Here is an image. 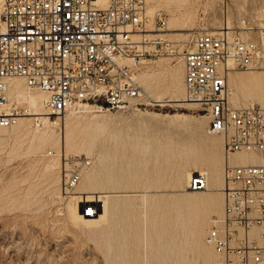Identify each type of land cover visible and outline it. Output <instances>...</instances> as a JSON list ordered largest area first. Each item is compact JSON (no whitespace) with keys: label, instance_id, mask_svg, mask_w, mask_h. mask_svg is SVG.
<instances>
[{"label":"rangeland","instance_id":"1","mask_svg":"<svg viewBox=\"0 0 264 264\" xmlns=\"http://www.w3.org/2000/svg\"><path fill=\"white\" fill-rule=\"evenodd\" d=\"M224 1L227 11L222 10ZM146 2L150 10L166 13L167 28H180L165 31L179 52L195 34L216 31L226 16L235 27L238 19L264 7V0ZM248 71L259 68L237 73ZM183 74L179 56L157 57L137 71L140 104L108 112L70 110L60 126L52 125L60 134L63 118L70 113L79 119L103 120L99 128L86 124L81 128L83 134L94 133L90 154L82 142L79 152L61 151L91 158L85 170L97 172L99 185L91 190L88 202L98 207V214L103 201H97L98 195L107 193L110 200L107 220L97 226H83L67 215L66 205L78 198L60 192V151L52 146L31 148L30 137L21 128L0 131V264H109L111 259L133 255L139 264L145 260L148 264H206L205 235L220 212L209 214L200 232L204 207L196 203L197 195L188 194L186 175L207 171L200 159L213 150L209 136L219 139L214 150L221 158V173L224 163L232 161L223 151L222 136L207 132L206 112L197 104L173 101L183 100ZM25 119L31 129L36 127L30 118ZM106 173L112 175L113 184ZM77 206L82 214L83 206ZM218 260L212 258L210 264Z\"/></svg>","mask_w":264,"mask_h":264},{"label":"built area","instance_id":"2","mask_svg":"<svg viewBox=\"0 0 264 264\" xmlns=\"http://www.w3.org/2000/svg\"><path fill=\"white\" fill-rule=\"evenodd\" d=\"M222 10H228L226 1ZM166 28V13L150 12L146 0H0V127L28 114L8 94L13 78L45 93L44 115L60 126L70 109L108 112L140 104L138 69L157 57L179 56L183 101L206 112L207 131L222 135L225 155L264 151V7L235 27L222 21L216 31L195 34L180 52ZM253 68L262 72L261 102L235 107L228 75ZM57 156L59 188L67 197L91 160ZM223 181V213L205 237L220 255L216 264H264V163L227 160ZM206 187L203 171L187 179L188 190ZM81 206L86 216L98 210L88 201Z\"/></svg>","mask_w":264,"mask_h":264},{"label":"bare ground","instance_id":"3","mask_svg":"<svg viewBox=\"0 0 264 264\" xmlns=\"http://www.w3.org/2000/svg\"><path fill=\"white\" fill-rule=\"evenodd\" d=\"M148 10L150 12L153 11V10H150L149 8ZM171 21L173 22V20ZM222 21L226 23L228 26L231 25V21L227 19V16ZM172 24L173 23H171V25ZM212 24L216 25L217 22H215L214 20ZM221 24L222 23H219V26ZM175 29L169 28V25H168V28H166V31L169 32ZM173 34H178V33L170 32V35H173ZM261 66H264V58L261 61ZM237 72H230L228 75V86L230 88L229 101L231 102V104L235 107H241V106H246L247 104H251L254 102H261V99H262L261 69H259L258 72L248 71L245 74H240ZM183 89H184V86H183ZM33 90H36V89H30L26 87L23 79L21 78H13L10 81L9 93H8L9 96L13 98V100H15L17 103H20L19 101L25 103L24 105L26 106V109L28 110V114L26 116H22L21 118H19V120L15 124L9 127H0V131L11 129V128L13 129L15 127L21 128L22 132H25L26 134L29 135L30 146L33 149H40L44 146H52V147H55L54 149H56L58 152L63 151V150H65L66 152H79L81 150L79 147V142H82L86 148L85 152L87 154H90L91 149L94 144V133L86 132L85 134H83L81 128L84 126V124L90 127L92 126L93 128H97V127L99 128L103 120L102 119H82V118L79 119L78 116L70 113L63 118L64 128L62 132L60 134L58 133L56 134L54 129L52 128L53 124L56 125L55 122H52L51 120H49L48 117L44 115V101L46 98L45 93L39 90H36V91H33ZM173 101L180 102V103L184 102L182 99H178V98H175V99L173 98ZM187 104H190V103H187ZM88 108L92 109L91 106H85V108L81 111H85ZM70 110H75V109H70ZM70 110H67V111H70ZM24 118H30L32 122L35 123L36 127L31 129L30 121L26 122V119L25 121H23ZM198 122L200 123L202 122V120L201 121L198 120ZM40 124H42L43 127L41 128L37 127ZM216 135H221V134H216ZM208 140L210 142V148H212L213 150L207 157L200 159L203 166L207 169V171H203L205 172V174L206 173L208 174V176L206 174L207 187L203 190H196V191L188 192V194L197 195L196 203L204 207V214L202 215L200 219V223H199L200 232H204V228L207 224V219H208L209 214L213 212L215 213L220 212L219 216H221L223 213V201L220 195L221 187L223 186V182H224L223 181V170L221 173V158H219V156L214 150V146L216 145V142L219 139L215 136H209ZM63 153L67 154L65 152ZM226 157L229 158L230 161H232L231 163H234V164H263L264 163V151H261V152L238 151L229 156L226 155ZM57 166H58V160H57ZM87 167L88 166H86L81 172L82 179H80L79 182L76 184L74 191L72 193L73 195L72 197H77L78 199L77 201L76 200L73 201L74 203H68L66 205V212H67L68 217L71 220H73L75 223L81 224L86 227H92V226H97L98 224H102L106 222L107 217H108L110 200H107L108 194L106 192H105L106 194L98 195L99 198L97 201H100V200L102 201V198H103V201L101 203L102 204L101 212H99L96 215L94 214L93 216L84 215L83 210H82V214L80 213L79 207L77 205L81 206L82 202L90 201L88 200V198L92 197L93 196L92 193H94L91 190L95 189L96 186L99 185V182H98L99 177H98L97 172H95L94 170L86 171L85 169ZM193 172H197V170H194ZM191 174H192L191 172H187L186 178H189ZM58 176H59V172H58ZM105 177L109 181L110 184H113L110 182V180L112 179V175L110 173L109 174L106 173ZM222 197H223V194H222ZM219 216H215V217H219ZM257 232H258L257 228H252L249 234L251 236H256ZM204 246L206 248L205 258H204V262L206 264H210L212 261V258L220 259V255L217 254L214 251L213 247L210 244H208L206 241H205ZM109 264H139V261L136 258V256L133 255L129 257L128 259L120 258V257L111 259L109 261ZM143 264H148V261L147 260H145V262L143 261Z\"/></svg>","mask_w":264,"mask_h":264}]
</instances>
